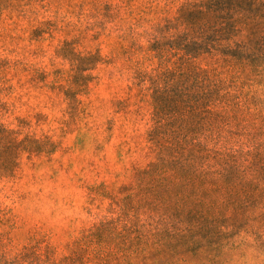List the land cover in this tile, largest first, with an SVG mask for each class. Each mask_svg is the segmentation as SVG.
I'll return each instance as SVG.
<instances>
[{
    "label": "rangeland",
    "instance_id": "374dc122",
    "mask_svg": "<svg viewBox=\"0 0 264 264\" xmlns=\"http://www.w3.org/2000/svg\"><path fill=\"white\" fill-rule=\"evenodd\" d=\"M0 264H264V0H0Z\"/></svg>",
    "mask_w": 264,
    "mask_h": 264
},
{
    "label": "trees",
    "instance_id": "16d2710c",
    "mask_svg": "<svg viewBox=\"0 0 264 264\" xmlns=\"http://www.w3.org/2000/svg\"><path fill=\"white\" fill-rule=\"evenodd\" d=\"M234 7V0H232ZM181 19L184 20V24L188 30H190V34H183L181 37L175 38L172 42H170V48H174L175 50H180L183 55L187 58L196 57L200 55L202 41L201 38L195 36V32L202 33L203 25H204V11L200 7V5L191 7L190 10L186 12L185 16H182ZM206 52H210L211 49H214L213 46H207ZM210 47V48H209Z\"/></svg>",
    "mask_w": 264,
    "mask_h": 264
}]
</instances>
